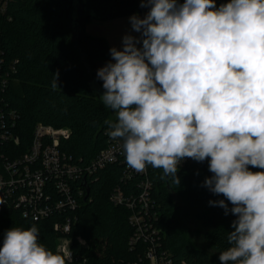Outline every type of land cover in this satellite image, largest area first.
I'll return each instance as SVG.
<instances>
[{
  "label": "clouds",
  "instance_id": "9594fccd",
  "mask_svg": "<svg viewBox=\"0 0 264 264\" xmlns=\"http://www.w3.org/2000/svg\"><path fill=\"white\" fill-rule=\"evenodd\" d=\"M140 3L146 16L129 18L140 36L124 35L97 70L116 117L107 134L122 141L129 168L151 166L177 185L186 158L207 160L203 186L224 197L209 205L236 217L221 264H264V0ZM0 264H72V252L41 243L35 224L12 227Z\"/></svg>",
  "mask_w": 264,
  "mask_h": 264
},
{
  "label": "trees",
  "instance_id": "16d2710c",
  "mask_svg": "<svg viewBox=\"0 0 264 264\" xmlns=\"http://www.w3.org/2000/svg\"><path fill=\"white\" fill-rule=\"evenodd\" d=\"M177 2L182 4L184 0ZM228 2L216 0V5ZM140 4V0H8L6 12L0 13V55L6 62L17 61V71L2 96L4 106L20 115L15 129L20 138L19 152L30 146L37 123L70 128L72 135L62 142L61 148L81 166L90 164L107 145L108 128L104 121L116 117L99 98L105 90L94 63L112 59V47L105 37L88 33L85 26ZM55 74L58 87L53 89ZM249 167L253 172L261 171ZM124 168L111 164L88 175V197L80 200L78 209L68 213L77 215L70 236L78 260L72 264H151L145 256L146 243L139 242L133 249L129 244L133 234L130 211L110 200L118 184L126 186L122 182ZM161 175L162 170L149 166L157 212L154 223L161 232L160 250L169 253L172 264H221L219 254L229 247L227 236L236 217L230 212L225 215L219 206L209 205L210 200L224 197L203 186L205 178L212 175L208 161L188 158L179 167V185L168 178L162 180ZM59 217L55 214L35 222L23 218L17 210L7 209L0 216V237L3 240L4 233L12 227L35 224L40 242L56 251L61 235L54 229V222ZM191 217L199 223L208 248L190 237L185 220ZM78 237L86 245L80 244Z\"/></svg>",
  "mask_w": 264,
  "mask_h": 264
},
{
  "label": "built area",
  "instance_id": "2783aa9c",
  "mask_svg": "<svg viewBox=\"0 0 264 264\" xmlns=\"http://www.w3.org/2000/svg\"><path fill=\"white\" fill-rule=\"evenodd\" d=\"M8 0H0V13L6 12ZM17 61L6 62L0 55V216L7 209L17 210L23 218L33 221L50 219L55 214L60 217L54 222V229L60 233L57 250L70 249L72 262L78 260L72 249L70 236L77 215L70 211L80 207V200L86 196L85 182L88 175L111 164L124 165L122 182L111 193L110 200L130 211L129 223L133 234L129 238L132 247L139 242L147 244L145 256L151 264H172L166 251L160 250L161 232L155 226L157 212L152 198L153 184L149 177V166L143 173H137L126 164L122 141L113 140L106 131L107 145L96 157L84 166L75 163L72 155L61 148L68 140L72 130L68 127L56 128L52 125L37 123L34 126L30 146L19 152L20 138L15 129L19 114L4 106L3 93L9 87L10 79L16 73ZM188 161L186 158L180 166ZM133 184H130L132 183ZM80 244L86 245L81 237ZM0 237V246L2 241Z\"/></svg>",
  "mask_w": 264,
  "mask_h": 264
},
{
  "label": "rangeland",
  "instance_id": "374dc122",
  "mask_svg": "<svg viewBox=\"0 0 264 264\" xmlns=\"http://www.w3.org/2000/svg\"><path fill=\"white\" fill-rule=\"evenodd\" d=\"M131 10L133 11V13L125 18L121 17L118 19H113L112 17L115 15L114 13L113 16L109 19L92 20L86 23V31L91 34L95 33V35L97 33L98 36L101 35L105 37L111 47H116L118 50H122V38L124 35L131 34L136 37L140 36V33H136L132 30L129 18L133 15L144 18L148 13L146 7H141V4L140 6L132 8ZM140 46L142 45H138V47ZM185 223L190 237L197 243H200L199 245L208 248V246L203 242L200 234V226L196 219L194 217L188 218L187 220H185Z\"/></svg>",
  "mask_w": 264,
  "mask_h": 264
},
{
  "label": "crops",
  "instance_id": "0c3cea01",
  "mask_svg": "<svg viewBox=\"0 0 264 264\" xmlns=\"http://www.w3.org/2000/svg\"><path fill=\"white\" fill-rule=\"evenodd\" d=\"M146 9L148 10V8L146 7ZM133 13V11L131 9L129 10H126V11H122V12H116L115 15L112 17L113 19H118V18H121V17H128V15H131ZM95 34V33H94ZM97 35V33H96ZM110 61H112V59H107V60H101L100 62L97 61L94 63V67H95V70H96V75H97V70L104 67L107 63H109ZM98 78V77H97ZM99 82L101 84H103L102 80L98 79Z\"/></svg>",
  "mask_w": 264,
  "mask_h": 264
},
{
  "label": "water",
  "instance_id": "95a60500",
  "mask_svg": "<svg viewBox=\"0 0 264 264\" xmlns=\"http://www.w3.org/2000/svg\"><path fill=\"white\" fill-rule=\"evenodd\" d=\"M85 186L87 188V196L85 197V199L88 197V194H89V186L87 185V183L85 182Z\"/></svg>",
  "mask_w": 264,
  "mask_h": 264
}]
</instances>
